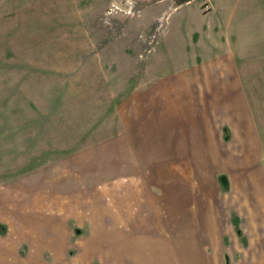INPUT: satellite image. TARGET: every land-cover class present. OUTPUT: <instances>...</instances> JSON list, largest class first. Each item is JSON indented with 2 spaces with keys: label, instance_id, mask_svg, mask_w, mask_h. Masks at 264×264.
I'll return each instance as SVG.
<instances>
[{
  "label": "rangeland",
  "instance_id": "374dc122",
  "mask_svg": "<svg viewBox=\"0 0 264 264\" xmlns=\"http://www.w3.org/2000/svg\"><path fill=\"white\" fill-rule=\"evenodd\" d=\"M263 208L264 0H0V264L264 263Z\"/></svg>",
  "mask_w": 264,
  "mask_h": 264
},
{
  "label": "crops",
  "instance_id": "0c3cea01",
  "mask_svg": "<svg viewBox=\"0 0 264 264\" xmlns=\"http://www.w3.org/2000/svg\"><path fill=\"white\" fill-rule=\"evenodd\" d=\"M189 207L190 206H188V209H189ZM260 210L263 211L262 209H260ZM249 212H250L249 216L251 218L249 219V222H248V225H247V227H248V229H247L248 230V233L247 234L248 235H251L252 239L255 241L256 238L254 237V235H256L258 232H257L256 228L254 230L253 227H257V226H260L261 225L259 223V220H256L255 218H260V216L263 217V215H260V214L259 215L258 214L256 215L255 212H253V211H249ZM191 219H193V221L192 220H188V221H190V223H193L194 220H195L194 219V214H193V217ZM223 220H224L223 217L219 216L218 222L217 223L215 222V225H217V226L219 225V228H221V232H223V229H222V226L224 225V221ZM262 224H264V222ZM230 225L231 224H228L226 231L232 237L233 240H236L237 238H235V237H237V233L236 232H234V233L231 232L232 231V227ZM262 236H264V234L261 235L260 238H263ZM187 239H189V238H187ZM217 252H218L217 250H214L213 251V255H211V257H213V259H215L216 255H217ZM253 252H255V251H253ZM262 252L264 254V248H263ZM172 253H174V251ZM188 253H189L188 254V257H191L193 255V254H191V252H188ZM256 254L258 255L257 257H261V255L259 253H256ZM254 257H256V256H254ZM254 257H252V260H247V256H246V253H245L243 255V260L244 261H242L240 263H237V264H264L263 262L257 261L256 258H254ZM262 257H264V256H262ZM245 260H247V261H245ZM213 263H216V262H213V261L209 262V264H213Z\"/></svg>",
  "mask_w": 264,
  "mask_h": 264
}]
</instances>
